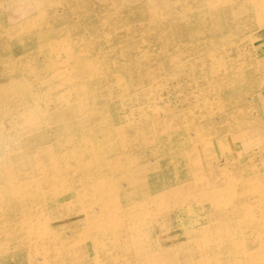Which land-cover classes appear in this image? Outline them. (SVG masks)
Wrapping results in <instances>:
<instances>
[{"label": "rangeland", "instance_id": "374dc122", "mask_svg": "<svg viewBox=\"0 0 264 264\" xmlns=\"http://www.w3.org/2000/svg\"><path fill=\"white\" fill-rule=\"evenodd\" d=\"M0 264H264V0H0Z\"/></svg>", "mask_w": 264, "mask_h": 264}, {"label": "bare ground", "instance_id": "6f19581e", "mask_svg": "<svg viewBox=\"0 0 264 264\" xmlns=\"http://www.w3.org/2000/svg\"><path fill=\"white\" fill-rule=\"evenodd\" d=\"M204 26H205V24H204ZM200 27V26H199ZM197 28H198V26H197ZM204 29V28H203ZM192 32V31H191ZM192 36H193V34H192ZM200 36V35H199ZM196 37V36H195ZM194 38V37H193ZM193 41V40H192ZM66 89V88H65ZM30 96V95H29ZM32 98H34V97H32ZM105 130V129H104ZM9 186V185H8ZM13 191H14V189H13ZM13 191H11V196L8 198V199H6L5 201H9V205L11 204V206H9L8 208L9 209H11V210H15L16 208V205L18 204V202L19 201H15L14 199V195H16V194H20L21 195V198H20V202L23 204V207H26V204H25V201H26V198L27 197H29V195L27 194V191L26 190H21V191H19L18 193H16L15 191L13 192ZM93 192V191H92ZM127 198V197H126ZM5 203H7V202H5ZM17 203V204H16ZM3 204H4V201H3ZM2 206H4V205H2ZM1 206V207H2ZM30 208V207H29ZM26 210H27V207H26ZM129 243V242H128ZM120 245V244H119ZM113 249V248H112ZM116 249H117V247H116ZM114 250V249H113ZM102 251V250H101ZM110 251H111V249H110ZM115 251V253H116V250H114ZM99 253V252H98ZM97 253V254H98ZM94 255V254H93ZM99 255H100V253H99ZM110 255L112 256V254L110 253ZM107 256V255H106ZM109 256V255H108ZM113 256H114V253H113ZM147 256V255H146ZM93 257V256H92ZM91 257V258H92ZM95 257H97V255L95 256ZM95 257H93L94 259H95ZM83 258V257H82ZM113 258L114 257H112V260H113ZM120 258V257H119ZM97 259V258H96ZM115 260V259H114ZM80 261V260H79ZM116 262H117V260H116Z\"/></svg>", "mask_w": 264, "mask_h": 264}]
</instances>
